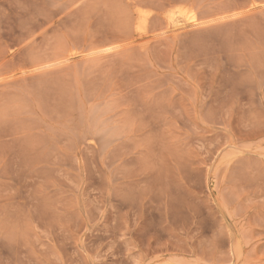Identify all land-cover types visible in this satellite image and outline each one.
Wrapping results in <instances>:
<instances>
[{
	"label": "rangeland",
	"instance_id": "rangeland-1",
	"mask_svg": "<svg viewBox=\"0 0 264 264\" xmlns=\"http://www.w3.org/2000/svg\"><path fill=\"white\" fill-rule=\"evenodd\" d=\"M0 264H264V0H0Z\"/></svg>",
	"mask_w": 264,
	"mask_h": 264
},
{
	"label": "bare ground",
	"instance_id": "bare-ground-1",
	"mask_svg": "<svg viewBox=\"0 0 264 264\" xmlns=\"http://www.w3.org/2000/svg\"><path fill=\"white\" fill-rule=\"evenodd\" d=\"M177 6H179V5H177ZM189 8H190V7H189ZM232 8H233V7H232ZM220 9H221V8H220ZM193 10H194V9H193ZM227 10H228V9H227ZM179 11H180V10H179ZM218 13H220V12H218ZM183 15H184V14H183ZM215 16H216V15H215ZM199 17H200V16H199ZM206 17H207V16H206ZM197 18H198V17H197ZM189 19H190V21L195 22L194 17H189ZM200 19H201V18H200ZM142 20H143V19H142ZM142 20H141V21H142ZM144 22H145V20H144ZM144 22H143V23H144ZM145 25H146V24H145ZM201 25H202V24H201ZM143 26H144V25H143ZM186 27H187V26H186ZM137 28L140 29V26H138ZM222 33H223V32H222ZM224 34H225V33H224ZM203 35H204V34H203ZM205 35H206V34H205ZM209 36H210V34H209ZM227 37H228V36H227ZM204 40H205V39H204ZM198 41H199V40H198ZM199 42H200V41H199ZM194 43H195V42H194ZM198 45H199V44H198ZM200 45H201V44H200ZM200 45H199V46H200ZM196 47H197V46H196Z\"/></svg>",
	"mask_w": 264,
	"mask_h": 264
}]
</instances>
